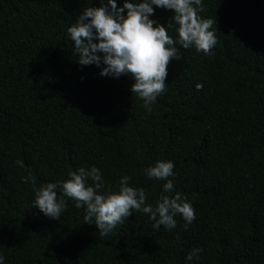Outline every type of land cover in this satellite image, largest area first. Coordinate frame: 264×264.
Returning a JSON list of instances; mask_svg holds the SVG:
<instances>
[{"label": "trees", "instance_id": "trees-1", "mask_svg": "<svg viewBox=\"0 0 264 264\" xmlns=\"http://www.w3.org/2000/svg\"><path fill=\"white\" fill-rule=\"evenodd\" d=\"M106 2L0 0L3 264H264V0H202L198 14L216 21L211 55L183 49L169 27L179 56L151 113L130 75L78 63L67 29ZM153 8L167 27L174 11ZM160 160L174 164L171 194L194 208L187 230L181 215L174 229H155L133 210L101 236L73 199L59 220L33 207V178L39 187L91 167L114 192L130 177L155 207L167 181L145 170Z\"/></svg>", "mask_w": 264, "mask_h": 264}, {"label": "clouds", "instance_id": "clouds-1", "mask_svg": "<svg viewBox=\"0 0 264 264\" xmlns=\"http://www.w3.org/2000/svg\"><path fill=\"white\" fill-rule=\"evenodd\" d=\"M174 11V16L167 27L150 19L154 8ZM202 0H124L118 7L116 0H107L99 7H87L76 22L67 29V34L74 42L78 63L81 65H104L100 75L119 78L130 75L135 81L131 87L133 94L143 101V107L151 113L157 97L166 91L168 65L178 59L176 41L168 34V28L176 25L179 44L183 49L194 47L197 52L211 55L217 43L213 28L216 21L203 19L198 13L203 12ZM197 90L203 85L198 84ZM174 164L171 161H157L154 166L145 170L149 179L167 181L156 206L147 203V194L143 188L131 187L128 176L119 180L118 191L105 188L100 170L91 167L70 171L68 179L57 183L35 186L33 207H37L50 219L59 220L66 210L65 197L76 201V207L85 209V223L92 224L93 219L99 235L106 236L117 225L132 215L133 210L142 212L155 221L153 228L163 225L174 229V217L181 215L185 230L195 220L193 206L185 196L175 193L173 181ZM92 181V186L87 184ZM28 182L27 179L24 181ZM59 190V195H58ZM202 249H193L187 259L197 257ZM3 264V257H0Z\"/></svg>", "mask_w": 264, "mask_h": 264}]
</instances>
